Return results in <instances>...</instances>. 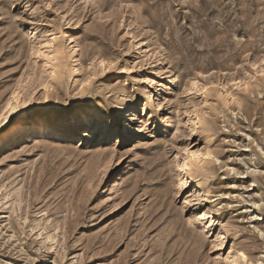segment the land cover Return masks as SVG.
<instances>
[{
    "label": "rangeland",
    "instance_id": "rangeland-1",
    "mask_svg": "<svg viewBox=\"0 0 264 264\" xmlns=\"http://www.w3.org/2000/svg\"><path fill=\"white\" fill-rule=\"evenodd\" d=\"M172 6L161 27L158 0H0V138L21 126L0 144V264H225L227 241L260 264L264 0H189L200 34ZM14 92L31 103L8 116Z\"/></svg>",
    "mask_w": 264,
    "mask_h": 264
},
{
    "label": "snow or ice",
    "instance_id": "snow-or-ice-1",
    "mask_svg": "<svg viewBox=\"0 0 264 264\" xmlns=\"http://www.w3.org/2000/svg\"><path fill=\"white\" fill-rule=\"evenodd\" d=\"M134 2H138V0H134ZM174 2L177 5H185L187 10L191 14L186 19V24H185L186 29L191 28L193 30V33H196V34L204 33L205 29H204V26L202 25V23L200 22L199 17L195 16V13H191V8L188 7L189 0H174ZM190 2L192 4L199 6L200 8L204 9L207 12L209 5L214 4L215 0H209V5L204 4V0H190ZM164 4H168V7L164 10V14H162L159 17V20L161 22V27L168 24V18H167L168 12L182 10L179 8H173V6H172L173 0H158V6L159 7H162ZM208 18L211 19V17H208ZM20 19H21V17L17 16V20H20ZM5 23H6V21H0V26H2ZM205 35H206V33H205ZM41 47L47 48L49 46L46 44H41ZM39 55L42 56L44 60L51 62L48 65V67L51 68L52 64L58 63V57L61 55V53L56 52L55 55H47V56H44L43 53H39ZM260 64L264 65V60H261ZM102 66H103V62H102ZM253 68H254V70H258L259 65H254ZM259 76L264 78V71H259ZM51 78L53 80H56V78H57V71L56 70L51 71ZM232 86L235 88L236 92L242 93L244 96H246L249 92V84L241 81L240 79L233 80ZM190 87H191L192 91H190V92L186 91V94L189 96H192V95H201V94L207 95L209 93V88H216L217 86L215 84H210L207 86H201L200 84H198L195 81V79H193ZM43 88L45 91H47L48 85L44 84ZM38 91H39V88H37L36 91L32 93V95L35 96L36 92H38ZM45 100H47V96H45ZM12 101L16 102V106H13ZM30 103H31V101L28 102V104H30ZM28 104L21 105L19 103L17 93L14 92L11 96V99L8 102V107L4 109V112L7 113L8 116H12L13 114H16L18 112L21 115H23L24 113L21 112L20 110L22 108H28ZM163 115H165V113L162 112L161 116H163ZM149 117H150V113L147 110V108H145V110L143 112V116H141L140 111L137 110L135 112L129 113L128 116H126L124 118V120L122 122V126L127 125L128 129H135L137 127H140V125L137 123L138 121H142V120H146V119L149 120V125H151V120L149 119ZM0 119H4L3 114H0ZM78 133H79V135H81L82 138H84V137L92 135V129L90 127H88L87 125H81L78 129ZM193 135H195V133H193ZM113 139H116V137L114 136ZM192 143L195 144L196 142L193 140ZM262 147H264V146H262ZM184 154H185V156H187V154H188L187 149H185ZM213 159L214 158L211 154H209L205 157V160H207V161H212ZM219 162H220L219 160L216 161V163H219ZM189 163H190V161L184 160V167H181L179 169V171L185 172L186 170H188ZM261 170L264 171V169H261ZM245 183H247V181ZM252 207L255 209H261L262 208V206L260 204H253ZM251 219L252 220L257 219V213L256 212L252 213ZM262 222H264V221H262ZM228 244H230V241H227L225 243V246L223 249V252H224L223 257H221V255H217L215 258L216 259L223 258L225 261V264H234V261L236 262V264H239V262H242V264H248L249 257L247 255H245V253L243 251L238 252L234 259H229ZM260 264H264V258L261 259Z\"/></svg>",
    "mask_w": 264,
    "mask_h": 264
},
{
    "label": "bare ground",
    "instance_id": "bare-ground-1",
    "mask_svg": "<svg viewBox=\"0 0 264 264\" xmlns=\"http://www.w3.org/2000/svg\"><path fill=\"white\" fill-rule=\"evenodd\" d=\"M86 114V113H85ZM129 114V112H128ZM87 115V114H86ZM90 115V114H89ZM91 116H94V114H91ZM99 117V116H97ZM85 119L88 118L87 116L84 117ZM31 125H35V128L39 129L41 132L44 129H47V134L51 131L54 130V126L52 124H48V123H44L42 119L40 118H35L31 121ZM19 129L21 130V126H18L16 128H14L11 132L5 134L2 136V138H0V144L3 143L4 141H10L12 140V138H14L16 136V134L18 133ZM46 134V135H47ZM50 136H53V134H49ZM49 136V137H50ZM45 141V137H38V138H33L31 144L36 145V144H40L42 142ZM47 141V140H46Z\"/></svg>",
    "mask_w": 264,
    "mask_h": 264
}]
</instances>
